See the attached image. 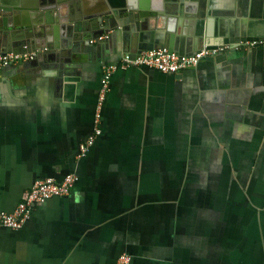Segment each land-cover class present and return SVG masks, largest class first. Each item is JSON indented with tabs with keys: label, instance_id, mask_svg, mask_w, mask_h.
<instances>
[{
	"label": "crops",
	"instance_id": "obj_1",
	"mask_svg": "<svg viewBox=\"0 0 264 264\" xmlns=\"http://www.w3.org/2000/svg\"><path fill=\"white\" fill-rule=\"evenodd\" d=\"M129 1L148 16L101 41L76 27L23 43L16 27L0 44L39 51L0 68V212L79 175L0 229V264H264V0ZM161 47L222 50L177 73L120 66ZM104 66L117 69L102 135L81 159Z\"/></svg>",
	"mask_w": 264,
	"mask_h": 264
},
{
	"label": "water",
	"instance_id": "obj_2",
	"mask_svg": "<svg viewBox=\"0 0 264 264\" xmlns=\"http://www.w3.org/2000/svg\"><path fill=\"white\" fill-rule=\"evenodd\" d=\"M94 1L34 0L29 3L27 0H18L9 5L7 0H0V44L5 41V36H11L12 30L16 27H23L18 32V37H15L23 43L45 41L46 44L54 46L55 43L49 42V38L63 36L59 30L73 34L76 27L87 35L85 39H89L95 33L91 38L98 40L108 33H115L118 28H125L127 22L138 26L139 20L148 16L147 8L141 7L140 3L135 7L129 0H96V3ZM92 3L94 5H91ZM78 10L83 13V16H78L79 20L70 14L79 12ZM15 15L26 19L21 22L20 17H14ZM55 48V52L60 50L59 46Z\"/></svg>",
	"mask_w": 264,
	"mask_h": 264
},
{
	"label": "built area",
	"instance_id": "obj_3",
	"mask_svg": "<svg viewBox=\"0 0 264 264\" xmlns=\"http://www.w3.org/2000/svg\"><path fill=\"white\" fill-rule=\"evenodd\" d=\"M98 39V41H101ZM222 49H212L205 47L192 55H180L167 48H156L143 51L135 55L125 54L122 57L120 66L122 68L147 67L155 68L161 72L177 73L186 68H195L206 57L215 55ZM39 55V51L31 50L27 47L21 50L0 51V68L11 67L20 63L34 61ZM116 66H104L102 68L100 89L94 113V126L92 134L80 147L79 158H86L89 150L94 145L96 139L102 135L103 107L108 94L111 91V80ZM79 175L68 174L62 181L48 178L34 183L27 191L16 209L11 213L0 212V229H20L31 219L36 206L45 204L49 200L57 197L69 196L77 183ZM127 261L126 257L120 258V264Z\"/></svg>",
	"mask_w": 264,
	"mask_h": 264
}]
</instances>
